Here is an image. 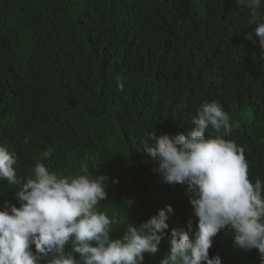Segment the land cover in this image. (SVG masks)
<instances>
[{
  "label": "trees",
  "instance_id": "16d2710c",
  "mask_svg": "<svg viewBox=\"0 0 264 264\" xmlns=\"http://www.w3.org/2000/svg\"><path fill=\"white\" fill-rule=\"evenodd\" d=\"M260 21L264 5L253 17L236 0H0V145L17 155L18 179L37 160L65 176L108 177L97 210L113 219L112 238L172 205L159 251L145 254L160 264L171 231L198 218L187 186L165 183L144 151L150 134L186 132L203 102L218 101L234 123L225 138L245 149L249 179L264 181ZM20 187L0 180V208L20 206ZM209 255L260 264L226 229Z\"/></svg>",
  "mask_w": 264,
  "mask_h": 264
},
{
  "label": "clouds",
  "instance_id": "9594fccd",
  "mask_svg": "<svg viewBox=\"0 0 264 264\" xmlns=\"http://www.w3.org/2000/svg\"><path fill=\"white\" fill-rule=\"evenodd\" d=\"M236 3L255 17L264 0ZM256 24L264 53V22ZM118 88L124 90L123 81H118ZM197 111L190 130L158 137L154 132L148 138L155 139V145L149 139L144 143L164 182L187 186L198 218L195 228L190 220L187 231H171V247L160 264H222L220 257H210L209 250L214 237L225 229L233 235L234 248L257 250L264 264V181L249 179L245 149L225 138L234 123L222 105L205 101ZM209 129L215 134L206 135ZM53 151L47 149L42 157ZM17 164V155L0 145V180L22 183L17 193L20 206L5 201L0 208V264H144L146 253L159 251L172 205L138 227L129 223L122 236L112 238L113 219L97 210L108 197V177L65 176L37 160L22 182Z\"/></svg>",
  "mask_w": 264,
  "mask_h": 264
},
{
  "label": "bare ground",
  "instance_id": "6f19581e",
  "mask_svg": "<svg viewBox=\"0 0 264 264\" xmlns=\"http://www.w3.org/2000/svg\"><path fill=\"white\" fill-rule=\"evenodd\" d=\"M231 1V0H230ZM226 4V3H225ZM228 5V4H227ZM233 5V4H232ZM229 7V6H228ZM150 10V9H149ZM151 11V10H150ZM238 11V10H237ZM212 12V11H211ZM239 13H241V12H239ZM246 13V12H245ZM146 14V13H145ZM244 16V15H243ZM239 49V48H238ZM243 51V50H242ZM253 58V57H252ZM244 62V61H243ZM245 65H247V64H245ZM252 65V64H251ZM232 68V67H231ZM238 70V69H237ZM210 73V72H209ZM237 73V72H236ZM195 82V81H194ZM251 85V84H250ZM263 85V84H262ZM208 87V86H207ZM188 91V90H187ZM203 93V92H202ZM206 94V93H205ZM241 102H242V100H241ZM240 102V103H241ZM255 105V104H254Z\"/></svg>",
  "mask_w": 264,
  "mask_h": 264
}]
</instances>
